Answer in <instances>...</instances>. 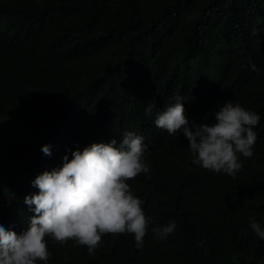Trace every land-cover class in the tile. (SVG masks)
<instances>
[{"label": "trees", "instance_id": "16d2710c", "mask_svg": "<svg viewBox=\"0 0 264 264\" xmlns=\"http://www.w3.org/2000/svg\"><path fill=\"white\" fill-rule=\"evenodd\" d=\"M261 24L264 0H0V224L24 232L35 178L90 139L144 130L149 104L180 95L190 122L211 124L232 101L261 117L235 177L193 165L179 133L152 136L149 172L128 181L151 221L143 248L105 235L89 255L46 237L47 264H264L249 222L264 228ZM170 221L160 240L152 228Z\"/></svg>", "mask_w": 264, "mask_h": 264}, {"label": "clouds", "instance_id": "9594fccd", "mask_svg": "<svg viewBox=\"0 0 264 264\" xmlns=\"http://www.w3.org/2000/svg\"><path fill=\"white\" fill-rule=\"evenodd\" d=\"M251 70L259 71L255 65ZM172 99L175 103L167 107L166 102L149 104L144 130L129 128L119 142L113 139L105 144L90 139L82 151H72L71 160L65 155L60 168L37 176L32 195L24 199L31 210L27 229L22 232L23 226L4 223L5 229L0 224V264H47L51 253L46 237L61 246L74 241L92 255L105 235L130 234L135 247L142 249L151 221L142 208L144 202L132 194L128 181L149 172L147 148L152 136L179 133L188 141L193 165L235 177L242 169L241 156L253 157L257 140L254 129L261 117L231 101L213 110V123L197 124L185 115L184 97ZM203 119L207 121L208 116ZM41 151L51 155L49 145L42 146ZM249 222L255 235L264 240V228L252 217ZM175 229L176 223L170 221L152 228V232L165 240Z\"/></svg>", "mask_w": 264, "mask_h": 264}, {"label": "rangeland", "instance_id": "374dc122", "mask_svg": "<svg viewBox=\"0 0 264 264\" xmlns=\"http://www.w3.org/2000/svg\"><path fill=\"white\" fill-rule=\"evenodd\" d=\"M260 22H262L263 23V21L262 20H260ZM262 26H264L263 24H261Z\"/></svg>", "mask_w": 264, "mask_h": 264}]
</instances>
